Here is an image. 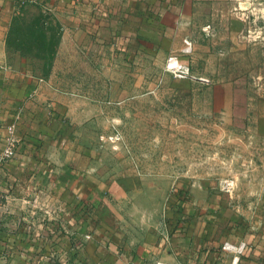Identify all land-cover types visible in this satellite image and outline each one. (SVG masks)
I'll return each instance as SVG.
<instances>
[{
  "label": "crops",
  "instance_id": "0c3cea01",
  "mask_svg": "<svg viewBox=\"0 0 264 264\" xmlns=\"http://www.w3.org/2000/svg\"><path fill=\"white\" fill-rule=\"evenodd\" d=\"M228 1L34 0L20 6L0 0V123H14L18 139L0 167V264H264V180L237 201L252 206L248 212L228 208L232 199H218L200 185L189 187L188 199L179 187L172 216L158 200L138 197L145 183L118 181L102 170L90 127L97 106L71 103L51 81L68 74L64 64L40 73L23 49L26 39L14 34L27 26L22 14L28 9L56 35L55 63L68 51L94 60L106 53L114 62L111 50L124 47L133 57L130 48L138 47L142 59L168 56L188 70L196 56L197 11ZM221 94L225 104L218 102ZM246 94L222 82L213 88L214 112L228 124L252 128L264 148V100L248 101ZM5 134L0 126V152Z\"/></svg>",
  "mask_w": 264,
  "mask_h": 264
},
{
  "label": "rangeland",
  "instance_id": "374dc122",
  "mask_svg": "<svg viewBox=\"0 0 264 264\" xmlns=\"http://www.w3.org/2000/svg\"><path fill=\"white\" fill-rule=\"evenodd\" d=\"M228 2L197 11L196 56L188 70L179 63L173 71L168 56L142 59L138 47L130 48L133 57L124 47L111 50L114 62L106 53L94 60L68 51L64 62L55 63L56 35L28 9L22 14L27 26L14 31L26 39L23 49L35 57L37 71L62 63L68 69L51 81L71 103L97 106L90 127L106 177L145 183L138 197L158 200L171 216L176 191L183 187L188 199L193 185L232 199L228 208L251 211L237 201L251 197V187L264 180V148L255 143L252 128L228 124L212 105L213 88L229 81L246 91L248 101L264 100V0ZM228 100L218 97L220 104ZM225 180L229 185L222 188Z\"/></svg>",
  "mask_w": 264,
  "mask_h": 264
},
{
  "label": "built area",
  "instance_id": "2783aa9c",
  "mask_svg": "<svg viewBox=\"0 0 264 264\" xmlns=\"http://www.w3.org/2000/svg\"><path fill=\"white\" fill-rule=\"evenodd\" d=\"M15 1L18 5H27V4H32L34 2V0H13ZM175 64V63H174ZM171 66L168 62L167 67ZM179 66V65H178ZM178 66H176V64L174 66H171V68L173 69V71H175V68H178ZM0 126L4 128L6 134L3 136L4 140H5V145L2 148L1 152H0V167L3 165V163L8 160L14 153L15 150V146L18 142V139L14 133V123H10V124H3ZM229 185L228 181H223L222 183V188H226ZM243 244L240 243L237 247H236V251H240L242 248ZM156 264H164V263H156ZM176 264H185V263H176Z\"/></svg>",
  "mask_w": 264,
  "mask_h": 264
}]
</instances>
